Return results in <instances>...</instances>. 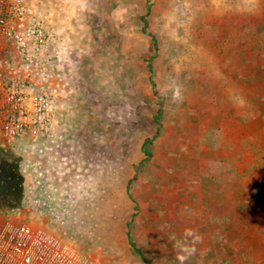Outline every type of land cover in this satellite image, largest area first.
Segmentation results:
<instances>
[{
  "label": "rangeland",
  "instance_id": "rangeland-1",
  "mask_svg": "<svg viewBox=\"0 0 264 264\" xmlns=\"http://www.w3.org/2000/svg\"><path fill=\"white\" fill-rule=\"evenodd\" d=\"M23 4L46 46L40 57L31 35L4 77L51 97L55 82L59 102L45 133L0 149L28 179L23 206L0 218L102 264H219L233 159L264 157V0ZM254 194L248 214L264 228V180ZM248 261L264 264V250Z\"/></svg>",
  "mask_w": 264,
  "mask_h": 264
},
{
  "label": "built area",
  "instance_id": "built-area-1",
  "mask_svg": "<svg viewBox=\"0 0 264 264\" xmlns=\"http://www.w3.org/2000/svg\"><path fill=\"white\" fill-rule=\"evenodd\" d=\"M24 0H0V47L27 56L29 37L33 49L46 46L41 29L25 28ZM0 70V146L8 145L27 132L45 133L52 119L53 96L34 95L30 87ZM0 264H102L76 252L70 245L41 228L0 218Z\"/></svg>",
  "mask_w": 264,
  "mask_h": 264
},
{
  "label": "trees",
  "instance_id": "trees-1",
  "mask_svg": "<svg viewBox=\"0 0 264 264\" xmlns=\"http://www.w3.org/2000/svg\"><path fill=\"white\" fill-rule=\"evenodd\" d=\"M258 50L259 49L254 52L257 53ZM261 57H264V54H261ZM149 70L151 71L150 81H152L153 74L150 65ZM261 81H264V77ZM152 84L153 82H151V85ZM245 152H247L245 159L238 156L236 159H233L232 162L237 168L235 170V179L233 180L235 190L228 205L233 215L229 221L220 220L218 222L219 231L215 245L220 253V259L217 260L219 264H249L251 262L248 261V257L251 254H263L264 250L263 218L256 220L248 214V212H250L248 210L250 209L249 198L255 197L254 195L256 194H254V192L261 190L263 187L264 157L251 147L246 148ZM238 165H240V167H238ZM242 167H244V169L240 171L238 168ZM12 184L13 187L11 189H16L19 184L22 183L16 182ZM260 198L262 197L257 198L255 204L263 202V199ZM12 203L15 205L13 207L19 208L21 205V198L16 196L12 199ZM3 208L10 207L5 206ZM229 229L231 231L227 232ZM128 237H130L129 234ZM138 254L142 257V254ZM146 262V264H149L148 261ZM252 264L257 263L253 261Z\"/></svg>",
  "mask_w": 264,
  "mask_h": 264
},
{
  "label": "flooded vegetation",
  "instance_id": "flooded-vegetation-1",
  "mask_svg": "<svg viewBox=\"0 0 264 264\" xmlns=\"http://www.w3.org/2000/svg\"><path fill=\"white\" fill-rule=\"evenodd\" d=\"M5 146H0V149ZM22 183L19 184L18 188L11 189L13 187L12 183ZM24 195L23 187V176L19 171L18 165L13 163H6L0 159V210L3 207H13L12 199L16 196L22 198Z\"/></svg>",
  "mask_w": 264,
  "mask_h": 264
},
{
  "label": "crops",
  "instance_id": "crops-1",
  "mask_svg": "<svg viewBox=\"0 0 264 264\" xmlns=\"http://www.w3.org/2000/svg\"><path fill=\"white\" fill-rule=\"evenodd\" d=\"M8 52H4V51H2V50H0V70L2 71V70H5L4 69V67H3V65H4V62H5V64L7 65L8 64V60L10 59V58H13V57H15L16 56V51L15 50H13V49H11V47L9 46V48H8V50H7ZM55 56H57L58 58H59V55L57 54V55H55ZM58 86V85H57ZM56 83L55 82H53L52 83V85H51V89H53L54 91H52L53 93V101H54V110H55V113H56V109L58 108V102H59V100H58V98L55 96V92H57V90H56ZM23 187H24V195L22 196V198H21V205H20V207L21 206H23V203H24V200L27 198V189H28V179H27V177L26 176H24L23 175ZM9 209H16L15 207H10V208H5V210H9ZM18 209V208H17ZM220 258H219V256L216 258V261L217 260H219Z\"/></svg>",
  "mask_w": 264,
  "mask_h": 264
},
{
  "label": "clouds",
  "instance_id": "clouds-1",
  "mask_svg": "<svg viewBox=\"0 0 264 264\" xmlns=\"http://www.w3.org/2000/svg\"><path fill=\"white\" fill-rule=\"evenodd\" d=\"M188 236H193V231L192 230H186L185 231V238L188 237ZM175 247L181 253H188L189 252V249L185 246V239L177 241ZM192 251H194V249Z\"/></svg>",
  "mask_w": 264,
  "mask_h": 264
}]
</instances>
